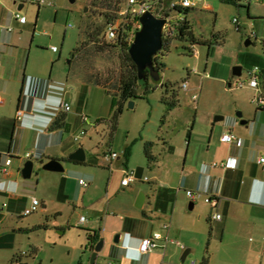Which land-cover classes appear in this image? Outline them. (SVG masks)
Returning <instances> with one entry per match:
<instances>
[{
    "label": "crops",
    "instance_id": "0c3cea01",
    "mask_svg": "<svg viewBox=\"0 0 264 264\" xmlns=\"http://www.w3.org/2000/svg\"><path fill=\"white\" fill-rule=\"evenodd\" d=\"M90 2L87 0L88 4ZM27 3L35 4L30 0H0V167L7 157L11 159L7 173L0 174V252L7 255H0V264H29L37 254V247L28 241V254L26 251L23 255L18 247L22 245V236L29 240L28 233L46 230L49 226L65 232L58 219L65 216L66 224L76 220L80 206L89 219L80 214L76 220V228L84 233L82 238L79 236V248L91 254L93 250L87 246L89 235L96 234L103 241L94 264H98V257L107 259L110 264H186L189 257L188 264H199L203 258H208L209 264H264V163H258L260 158L264 159V110L256 107L249 112L242 111L245 124L229 120L216 133L212 128L206 148L203 151L198 147L193 149L189 164L185 163L178 178L160 175L159 162L150 152V161L144 154L146 167L150 173L153 168L155 173L148 177L138 167L131 170L136 177L134 182L110 191L108 181L104 195L100 196L94 191L97 182L94 174H83L67 167L70 164L98 165V157L86 160L85 156L81 163L67 160L74 152L71 149L74 139L65 142L63 137L58 139V134L66 130L68 120L76 119L70 114L71 107L68 112L61 110L62 103L58 109L52 108L44 86L48 79L40 66L33 63L32 69L28 70L30 23L23 15ZM50 3V6L35 5L38 11L43 6L48 11L53 5ZM15 13L25 17V23H19ZM260 85L264 92L261 80ZM228 86L231 85L228 83ZM17 110L23 112L20 120L16 119ZM57 117V125L52 126ZM225 133L234 136L231 143L219 140ZM190 135L191 129L186 137ZM166 149L168 155L174 153L172 146L168 145ZM124 151H128L127 157ZM26 154L30 157L25 158ZM130 154V146L122 151V178L124 170H130L127 166ZM43 157L46 158L44 162L60 161L63 171H47L51 174L45 176L47 180H43L38 198L30 191L32 186L23 182L19 166L25 160L42 162ZM13 159L18 160L17 165ZM106 167L110 169V166ZM81 176L87 178V187L79 184L78 181L83 180ZM81 187L88 188L87 198L84 193L79 198ZM187 190L195 193L192 200L187 197ZM139 194H143L144 202L138 209L134 204ZM209 196L216 198L215 207L205 204V198ZM33 198L39 201L38 210L22 216ZM190 202L192 210L188 209ZM215 213L221 215L220 220L213 219ZM32 215L34 218L29 219ZM81 217L85 218L84 222H80ZM153 233L167 238V242H158L164 247L146 254L139 252L140 242ZM248 235L255 241L246 248L240 243ZM115 236H118L116 243ZM226 237L228 246L221 252ZM230 250L240 254L236 261Z\"/></svg>",
    "mask_w": 264,
    "mask_h": 264
},
{
    "label": "rangeland",
    "instance_id": "374dc122",
    "mask_svg": "<svg viewBox=\"0 0 264 264\" xmlns=\"http://www.w3.org/2000/svg\"><path fill=\"white\" fill-rule=\"evenodd\" d=\"M49 1L53 5L48 7V11H45L46 6L40 7L38 11L37 5L30 3H27L23 11L30 23L27 34V45H31L28 70L32 69L33 63L40 66L45 79H48L44 86L52 108L58 109L63 102L70 105V114L76 119L68 120L66 130L58 134V139L63 137V141L72 142L75 136H79L78 142H72V151L81 147L86 160L98 157V165H67L83 174H94L97 179L94 191L98 195H104L108 181L110 191L120 188L123 175L121 152L126 147L130 146L131 154L127 164L130 170L141 167L148 177L155 173L153 168L151 173L148 171L143 152L144 144L150 143V152L159 162L160 175L175 179L182 174L185 163L189 164L193 149L198 147L199 151H203L206 148L212 128L213 133H216L229 120H237L239 123L244 120V116L239 119L237 113L256 108L251 101L254 91L247 87L238 88L236 82H246L249 70L254 67L262 69L264 66V0H234V4L220 0H189L195 4L187 16L195 37L213 41L212 45L181 41L176 38L177 31L174 28L168 47L157 54L158 62L163 64L159 72L160 81L150 80L151 86L155 87L154 91L142 95L143 88L140 87L138 97L122 105L112 134L110 120L116 110L117 98L109 93L116 92L117 81L125 69L120 51L112 49V41L105 40L101 33L96 40L102 50L89 42L76 57H72L69 63L67 61L83 40V33L86 30L95 32L97 28L103 30L104 14L116 13L115 6L124 7L125 0H110L109 9L104 0H96L94 4H88L87 0ZM169 1L164 2L168 4ZM171 15L173 18L176 16L174 13ZM233 19L237 20V24H234ZM236 26L240 31H236ZM216 34L223 39L219 44L214 43L213 35ZM246 39L250 40L247 46ZM52 46L58 49L57 53L51 51ZM191 47L195 51L194 55ZM236 66L242 68L238 78L232 76V69ZM165 83L168 84V94L164 92L165 87H160ZM182 83H186L185 90L180 88ZM172 90L177 94L178 105L167 113L162 123L166 106L160 99L163 95L170 98ZM82 117H86L85 122L81 120ZM215 117L223 119L214 121ZM190 129L191 135L187 138L186 133ZM82 131L85 134L81 136ZM168 145L174 148L172 155L166 153ZM107 151L121 155L112 162L110 169L102 159V152ZM13 160L17 165L18 160ZM31 161L32 176L22 180L32 186L30 191L39 198L43 180L46 181L45 176L51 173L41 168L46 158L43 157L42 162L35 159ZM81 178L88 182L84 176ZM87 190L81 187L79 198L84 194L87 198ZM86 198L84 206L87 205ZM82 211L80 206L76 220L80 214L89 219L86 211ZM33 218V215L29 217ZM65 219V216L58 219L64 225L65 232L49 226L46 230L28 233L29 240L27 236H22V245L18 247L23 255L29 249L28 241L37 247V254L33 260H29V264H89L90 254L82 252L78 245L79 236L82 238L84 233L76 228L75 219L70 220L69 224L65 223ZM224 241L221 252L226 251L228 246L227 237ZM254 241L253 236L248 235L240 244L248 248ZM230 252L236 261L240 254L233 250ZM0 255L7 256L1 252ZM96 262L110 264L103 257H98Z\"/></svg>",
    "mask_w": 264,
    "mask_h": 264
},
{
    "label": "built area",
    "instance_id": "2783aa9c",
    "mask_svg": "<svg viewBox=\"0 0 264 264\" xmlns=\"http://www.w3.org/2000/svg\"><path fill=\"white\" fill-rule=\"evenodd\" d=\"M32 3L38 4V5H47L50 6L51 3L47 2L46 0H30ZM175 6H178L182 9L186 8H194L195 4L193 2H190L189 0H180L178 2L171 1L168 4L162 3L158 4L156 2H151L149 0H125V5L124 7L121 8V10L118 12V19L115 21H111L105 25L104 31H103V37L107 41H113L117 38L118 36V30L120 27V24L122 22H125L127 20L132 21V29L131 32L129 33L127 37V42L131 44L133 41L134 33L140 28V24L138 21L139 16L144 13L145 11L151 12L153 15H155L158 18H165L166 23L163 27V38L164 39H170L173 37V29L176 28L177 21H181L183 18H180V13L175 10ZM172 13L179 15V18L175 19L172 17ZM15 19L19 23H25L26 18L19 15L18 13H15L14 15ZM135 19H137L135 21ZM176 21V22H175ZM234 24H237V20L233 19ZM68 27L70 28L71 25L69 24ZM236 31H240V28L236 26ZM192 48V47H191ZM52 52L56 53L57 48L56 47H51ZM192 55L195 54V51H193V48L191 49ZM247 80L246 82H236V86L238 88H243L247 87L249 89H252L255 94L252 98V103L258 108V109H264V92L261 88L260 85V80H261V69L258 67H254L253 69L249 70L247 72ZM181 89H186V83H182L180 85ZM193 99H195V96H193ZM0 99V103H1ZM61 110L64 112L70 111V106L67 103H62L61 104ZM23 116L22 110H17L16 112V119L20 120L21 117ZM83 122L86 121V117H82ZM85 132H81L80 135H84ZM221 142L223 143H231L234 140V136L230 133H225L223 134L220 139ZM74 141L78 142L79 141V136L74 137ZM122 153V152H121ZM120 155L107 151L103 153L102 159L104 162L107 163L108 166L112 164L113 161H115ZM30 155L26 154L25 158H29ZM259 164L264 163V159L260 158L258 161ZM11 164V159L6 158L3 165L0 167V174H6L8 171V168ZM136 180V177L134 175V172L131 170H124V177L121 180V186L126 187L130 183L134 182ZM144 181H147L146 178H144ZM79 184L83 187H87V183L84 180H79ZM186 195L189 199H193L195 197V193L187 190ZM205 203L215 207L217 204V200L213 196H209L205 198ZM39 201L37 199H32L30 202V205L25 208L22 212V216H29L30 214L36 212L39 208ZM1 209V207H0ZM213 219L215 220H220L221 215L218 213H215L213 215ZM85 218L81 217L80 222H84ZM164 228H168L167 225L163 226ZM164 240L167 242V238H163L161 234L159 233H153L150 237L144 238L139 245V252L146 254L148 252H151L155 249L162 248L164 245H160L158 242ZM191 264H195L194 262Z\"/></svg>",
    "mask_w": 264,
    "mask_h": 264
},
{
    "label": "trees",
    "instance_id": "16d2710c",
    "mask_svg": "<svg viewBox=\"0 0 264 264\" xmlns=\"http://www.w3.org/2000/svg\"><path fill=\"white\" fill-rule=\"evenodd\" d=\"M94 1L96 0H91L90 3L94 4ZM104 1L106 2L107 8L108 9L111 8L110 0H104ZM149 1L162 4V3H165L164 1L166 0H149ZM220 1L224 3H228V4L235 3L234 0H220ZM120 10L121 8H119V6H115L116 13L111 14V13L106 12L103 16L105 19V25L111 21L117 20L118 12ZM175 10L179 12L181 15H183L184 17L181 21H177V22L175 21L177 23L176 28H175L177 31L176 38H178L181 41H189L191 44L212 45L213 41L211 42L206 41V40L204 41V40H201L195 37L191 24L187 20V16L191 13L193 8L182 9L178 6H175ZM136 20L137 19H135V21ZM132 21L127 20L120 24V27L118 30L119 32L118 36L115 40L112 41V45L110 46L112 49L120 51L122 59L125 64L124 72L119 76V79L117 81L116 92L109 93V91L106 88H103L107 91V93L112 94L113 96H116L117 98L116 110L114 111L112 118L110 120V133L111 134L116 129V122H117L118 115L121 113L122 105L132 99L137 98L138 90L140 87L143 88L142 95H146L150 93L151 91H154L155 89V87L151 86V84L149 83V81L151 80L149 77H147L146 79L142 81L138 80L136 66L132 62L127 52L129 45H130L127 42V37L132 29V23H133ZM105 25H104V28H105ZM104 28L103 30L100 28H97V31L95 32L86 30L83 33V40L79 43V46L74 50L73 57H76L88 45L89 42L96 44L95 46H97L98 49L102 50L103 49L102 46L99 45V41H97L96 39L101 33H103L102 31H104ZM213 38H214L215 44H219L220 40L221 42L223 40L222 37H219L218 35H213ZM170 39H164V38L162 39V42H163L162 49H166L168 47ZM157 54L153 57V65H154L155 70L160 72V70L163 68V64L158 62ZM262 83H264V66L261 70V84ZM164 87L166 88L164 92L168 94L169 93L168 84L167 83L163 84L162 88ZM160 101L166 106V114L162 117V120H161V122L163 123L167 113L173 110L178 105L177 94L174 90H172L170 98L163 95L161 96ZM58 120L59 119L57 117V119L52 124V126L57 125ZM150 145H151L150 143L144 144V154L148 161L151 160L150 149H149ZM127 155H128V151H124V156L127 157ZM98 241H99V237L96 234L89 235L87 246L89 247L90 250H93L94 246L96 245ZM199 264H209L208 258H203Z\"/></svg>",
    "mask_w": 264,
    "mask_h": 264
},
{
    "label": "water",
    "instance_id": "95a60500",
    "mask_svg": "<svg viewBox=\"0 0 264 264\" xmlns=\"http://www.w3.org/2000/svg\"><path fill=\"white\" fill-rule=\"evenodd\" d=\"M73 2L74 0H69ZM140 28L134 33L133 41L129 45L128 54L136 66L138 80L142 81L149 77L154 82H159V72L155 70L153 65V57L162 49V39H163V27L166 23L165 18H158L149 11H145L138 18ZM249 44V40L245 41V45ZM73 57V53L70 54L68 63ZM241 67L236 66L232 69L233 77H240ZM163 85L160 87L162 88ZM131 104V102H129ZM237 117L241 118V113H237ZM216 120V119H214ZM240 124H245L244 120L239 122ZM68 161L72 162H84L85 153L82 148H78L72 152L68 157ZM42 170L49 172H62L63 167L60 161L56 159H50L42 165ZM33 171V162L31 160H26L23 163L20 174L23 179H29ZM144 202L143 194H139L134 206L136 208H141ZM193 204L189 203V210H192ZM118 240V236H115L114 243ZM103 247V241L99 240L93 248L90 254L89 264H94V260ZM186 253H184V256Z\"/></svg>",
    "mask_w": 264,
    "mask_h": 264
}]
</instances>
